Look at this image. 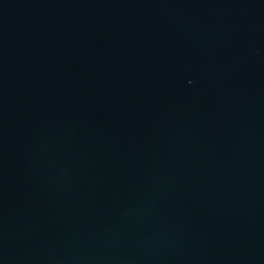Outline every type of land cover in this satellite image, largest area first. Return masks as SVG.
Returning a JSON list of instances; mask_svg holds the SVG:
<instances>
[{"label": "water", "instance_id": "95a60500", "mask_svg": "<svg viewBox=\"0 0 264 264\" xmlns=\"http://www.w3.org/2000/svg\"><path fill=\"white\" fill-rule=\"evenodd\" d=\"M0 264H264V0H0Z\"/></svg>", "mask_w": 264, "mask_h": 264}]
</instances>
